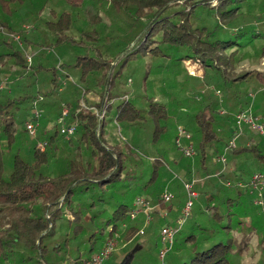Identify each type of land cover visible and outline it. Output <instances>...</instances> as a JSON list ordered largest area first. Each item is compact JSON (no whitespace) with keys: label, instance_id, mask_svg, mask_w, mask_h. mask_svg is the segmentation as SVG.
<instances>
[{"label":"trees","instance_id":"obj_1","mask_svg":"<svg viewBox=\"0 0 264 264\" xmlns=\"http://www.w3.org/2000/svg\"><path fill=\"white\" fill-rule=\"evenodd\" d=\"M62 4L69 5L73 13L62 12L55 21V8ZM245 8L249 12H244ZM248 16L264 20V0H0V83L2 75L9 78L8 86L0 92V264H89L105 244L120 234L138 197H151L154 204L167 209L168 218L159 212L154 216L160 215L164 225H173L187 198L185 202L166 203L162 200L164 189L159 191V186L167 187L175 176L182 178L178 179L182 187L183 181L202 177L198 199L209 204L205 209L201 205L195 222L202 232L183 239L163 260L159 250L161 264H240L241 252L250 250V236L256 230L259 262L264 264V205L257 204L259 193L253 187L243 189L236 185H250L254 174H264V135L244 126L237 147L232 149L235 119L221 115L220 103L212 90V94L201 99L199 112L177 125L192 134L198 155L189 159L182 154L179 161L171 164L165 160V151L158 147L171 126L166 104L146 96L143 99L149 110L144 116L131 99L126 100L131 90L126 89L128 79H122L129 60L135 56H150L164 62L191 61L201 69L203 81L208 68L212 69L213 83L205 88L211 86L215 93L219 88L230 96L231 114L237 110L249 112L254 103L244 105L238 88L254 79L264 84V72H238L245 58L240 57L238 47L248 35L258 36L257 27L249 29L250 25L234 40H225L229 29ZM18 17L23 22L15 23ZM31 26L35 28L32 31ZM70 31L76 36L70 35ZM51 41L68 46L78 44L86 54L65 63L54 58L56 64H52L48 58L53 48ZM38 46L40 51L29 63V54ZM80 68L85 83L81 88L83 105L69 102L68 98L60 102L56 95L61 94L63 82L67 84L70 73ZM60 70L64 71L61 79ZM25 79L26 86L18 85L24 91L11 96L12 83ZM200 91L194 93L202 97ZM91 92L98 95V103H90L87 96ZM40 97L44 98V114L38 136L33 139L27 133L26 123L32 102ZM48 97L53 101H46ZM64 109L69 110L64 123H77L70 140L60 132ZM111 111L118 124L133 131L134 143L108 140L104 125ZM97 113L104 114L102 121ZM261 114L263 119L264 110ZM52 116L58 122L50 126L56 118L49 119ZM219 125L226 126V133L217 131ZM140 130L146 137L144 147L135 136ZM24 141L32 145L31 152H26ZM38 141L46 142L45 151L37 147ZM4 147L12 155L8 162ZM216 155L228 157L233 169L227 170L225 163L215 159ZM228 180L234 184L229 189L222 185ZM133 186L137 189L128 202ZM216 189L222 195L211 204L217 197ZM262 189L264 197V186ZM233 202L243 206L240 212L245 215H238L234 222L229 219V225L218 229L226 209L235 205ZM250 206L257 209L256 220L247 218ZM203 215L211 219V225L203 226ZM194 216L192 211L191 218ZM140 225H129L124 235L128 242L141 235ZM225 229L233 238L212 240L217 238L214 234ZM235 229L242 232L241 239L234 235ZM206 231L213 235H205ZM154 253V248L146 251L151 258ZM256 255L253 253L252 257Z\"/></svg>","mask_w":264,"mask_h":264},{"label":"rangeland","instance_id":"obj_2","mask_svg":"<svg viewBox=\"0 0 264 264\" xmlns=\"http://www.w3.org/2000/svg\"><path fill=\"white\" fill-rule=\"evenodd\" d=\"M248 8L244 9V12H249L247 10ZM56 14L55 16L52 17L53 20L57 21L58 17L62 12H72V9L70 8L69 5L62 4L59 5L58 8H55ZM44 12L43 14H45ZM48 16V13L46 17ZM54 17L56 19H54ZM248 18V19H247ZM239 20L236 25H234L232 28L229 29L230 33L229 35L225 38V40H234L235 37H237L239 34L243 32L244 29H248L250 25H252L249 29H252L253 27L256 28V33L258 32L257 37H253L251 35H248L249 37L244 39L243 43H241V47L239 46V50L241 51V56H244V61L243 63L238 67V72L246 71H258V72H264V57H261V49L264 48V20L262 21L257 20L256 18H249V16ZM247 19V20H246ZM23 22L21 20V17L16 18L15 23H21ZM27 26V24H25ZM24 26V27H25ZM34 27H30V30H34ZM3 32V31H1ZM5 33V32H4ZM68 34V33H67ZM72 36H76V33H72L70 31L69 33ZM219 35H223L221 31L218 33ZM74 38V37H72ZM77 41L79 38H74ZM43 40L39 41V43H43ZM252 42V43H251ZM51 44L53 45L51 53L48 55V58L52 61V64H56V61L54 58L61 59L62 62H68L69 60L73 59L77 60V58L84 54H86V51L84 48H81L80 45L78 44H73L72 46H68L66 44H57L54 41H51ZM40 47L38 48L35 47L34 51H32L29 56H35L37 51H40ZM91 56L90 52L88 54ZM33 60V58H32ZM33 62V61H32ZM14 72L15 69H12ZM61 71V72H60ZM59 72V78L61 79L62 76L64 75V71L60 70ZM81 71L82 69H78L77 71H72L70 74H72L71 78L67 81V84L63 82V87L60 89V95H56V98H58L61 102L62 98H68L69 102H73L74 104L76 102H80L81 105H83V96L81 92V88L84 87L85 83L82 82L81 80ZM194 72V75L192 74ZM207 77L206 80L202 77V71L201 69L193 64L191 61L187 62H182L181 61H176V59L172 60H166L164 61H157L156 59H150V56L147 57H141V56H135L132 57L129 60L128 66L126 70L124 71L122 79H128V85L126 87L127 90H131V96L129 98L127 97L126 100L131 99L141 110L144 112V116L148 112V107L145 98L146 96H154L158 102L166 104L168 108V113H169V122L171 123L169 130L167 132V136L164 137L161 142L159 143V146L162 151L164 150L166 154H163L165 156V160L171 164H175V161L180 160V156H182V153L177 149L175 145V139L174 142H171V139L174 138L177 134V125L178 123H182V120L188 116H195L199 112V103L201 99L204 97V95L213 94L215 95V99L220 103V113L221 115H231L232 118L234 117L235 119V128H236V116L241 113L239 112L240 110H237L240 108V106H237V109L234 108V110H237L235 113L231 114V104H230V96H226L222 91L217 89V91L220 92V96H218L215 91L216 89H212L210 86L209 88H205L207 85H211L213 83V71L212 69L208 68L207 70ZM148 74V77H146ZM8 75H2L1 80L4 79ZM12 80V79H11ZM13 82V81H12ZM28 80L25 79L23 81H18L15 83H12V89L9 91L11 96H18L24 91V87L19 89L18 85L21 84L22 86H26L28 83ZM50 83V80H49ZM204 88V89H203ZM66 89V90H65ZM202 89V90H201ZM201 90V91H200ZM240 91V96L243 100V104L245 105L246 102H252L254 103L253 105V110L249 111L251 114L255 117L256 114L259 116L257 118L260 119L261 123H264V118L262 119V110H264V84L262 82H256V80H252L248 83H243L242 87L238 88ZM194 91H200L202 93L201 95H197V93H194ZM199 94V93H198ZM87 98L89 99L90 103H98L99 102V97L97 94L94 92H91L88 94ZM48 102H52L53 99L51 97H48L46 99ZM227 103V104H226ZM48 104V103H47ZM45 104V105H47ZM63 107V103H62ZM224 112V113H223ZM245 112V111H244ZM56 117V116H55ZM54 116L49 119H54ZM228 118L231 119L230 116ZM48 119V120H49ZM58 122V118L56 117L55 120L50 122V126L54 125L55 123ZM229 123L226 121V124ZM225 124V125H226ZM221 126L219 125L216 127L217 131L219 132H225L226 133V126ZM104 129L106 134L109 136L108 140L115 138L122 143H126L129 141H132L134 143V133L131 131L130 128H126L122 125V123L119 122V124L115 121L114 118V112H109L108 116L105 121ZM122 126V127H121ZM233 134H234V127L232 128ZM232 134V138H233ZM29 135V134H28ZM231 135V133H230ZM30 136V135H29ZM136 138L137 141L140 145L143 147L146 146L147 144L144 142L145 136L143 134V131L140 130L139 133H136ZM138 136V137H137ZM31 137V136H30ZM264 137V136H262ZM231 138V139H232ZM28 139L32 141L29 137ZM170 140V141H169ZM25 144L23 143V147L26 148V152H31L32 150V145H28L26 141H24ZM33 143V141H32ZM5 144V141L4 143ZM264 145V143H263ZM159 148V149H160ZM163 151V152H164ZM4 152L6 155V160L7 162L12 159L11 153L4 147ZM219 154V153H218ZM222 155H216L215 159H218ZM225 156V155H224ZM226 157V156H225ZM227 161L225 162V168L229 171L233 169V166L231 162L228 161V157H226ZM142 160H147V158H142ZM148 159L147 161H149ZM151 161V160H150ZM196 161V160H195ZM151 164V163H150ZM212 164V162L209 163V165ZM7 171L9 172L11 169L10 167L6 168ZM136 175H133L135 177ZM173 176V175H172ZM230 178V176H228ZM179 178H171L169 181L167 187L164 188V184L159 186V191L163 192L165 189H169L173 195L175 196L174 201L175 202H185L187 198V193L185 191V187L183 188L181 185L182 183L178 180ZM195 187L194 189L196 192L199 193L198 187H200V183L203 181L202 177H195ZM228 182L222 183L224 188H228ZM128 184V183H127ZM232 184V183H231ZM227 186V187H226ZM132 191L129 192L128 195V202H131L135 190L137 187L133 186ZM223 191V190H222ZM118 193V192H116ZM214 194L217 196L215 199L211 202V204H215V200L219 197V195H222L221 191L216 189L214 190ZM115 199L118 198V195H115ZM149 201L152 204V198L148 197ZM227 200V199H226ZM209 202L204 203L200 199H197L195 202V207L193 210V213L195 216L193 218H190L186 224L182 227L180 232L176 236V242L177 244L173 248V252L175 251L178 243H182L183 239H186L192 234H195L198 236L202 231L199 229L198 226L195 225V222L197 220V216L201 214V205L205 209ZM218 204V203H217ZM235 204L233 207H228L226 211L224 212V221L220 223V226L218 229H220L221 226H227L231 222L235 221V218L240 215V217L245 215L244 213L240 212L243 210V206ZM133 205V204H132ZM229 206V205H227ZM225 208H222V211H224ZM249 212V216L247 217L248 220H256V213L257 209L254 207L248 208L247 210ZM210 213V211H209ZM181 214V212H180ZM211 214V213H210ZM256 214V215H255ZM153 215V214H152ZM226 215H230L228 218ZM259 216L263 217L261 212L258 213ZM160 216V215H159ZM159 216H152L154 218L153 222L150 225L146 224V216L143 214H140L137 218L133 219L130 217L129 221H126L120 228V234L117 235L115 239V248L113 254L110 256L108 260H106L102 264L109 263L110 264H161L162 261L158 259L157 253L159 250H161L162 242L160 238V231L163 227L164 220L159 217ZM180 216V215H179ZM179 216L176 215V219L173 220L172 224L176 225V222L179 218ZM208 216V215H207ZM174 218V217H172ZM171 219V216H170ZM200 222L204 225H211L212 221L206 216H201L200 217ZM230 219V220H229ZM240 221V220H239ZM136 223L137 225H140L142 223L141 228L145 230L143 234L137 236L132 241H127L124 238V235L129 228V225L131 223ZM238 222V220H237ZM144 223V224H143ZM178 224V223H177ZM160 227V229H159ZM202 227V226H201ZM208 227V226H207ZM214 225L209 228L210 231ZM111 228H109L110 230ZM258 230H256L252 235L249 236L251 237L250 241V250H243L241 252V257H240V264H260L259 259H260V248H259V238L257 235ZM209 232V231H208ZM203 232L205 235H213V233H208ZM229 230L225 229L220 232V234H214L213 236H217V238H213L212 240H226L227 238H233V236L228 233ZM234 235L238 238H242V232L235 229L234 230ZM179 241V242H178ZM216 243V242H214ZM213 243V244H214ZM107 244H105L106 246ZM184 245H186L184 243ZM104 246V247H105ZM151 248H154V256L151 258V255H147L146 251ZM183 248V247H182ZM104 249V248H103ZM102 249V250H103ZM171 251V252H172ZM102 252V251H101ZM100 252V253H101ZM99 253V254H100ZM160 253V252H159ZM255 253L256 257H252V254ZM99 254H96L95 256H98ZM151 254H153L151 252ZM170 254V253H169ZM156 255V259H154ZM116 257V259H113V257Z\"/></svg>","mask_w":264,"mask_h":264},{"label":"built area","instance_id":"obj_3","mask_svg":"<svg viewBox=\"0 0 264 264\" xmlns=\"http://www.w3.org/2000/svg\"><path fill=\"white\" fill-rule=\"evenodd\" d=\"M28 61L31 63L32 57L28 56ZM197 66V65H196ZM194 75V72L192 73ZM9 78L5 77L2 82L0 83V92H2L7 86H8ZM216 94L220 96V92L217 91ZM44 101L43 97H40L39 99H36L32 102V108H31V114L30 118L28 119L26 123V129L27 133L31 136V138L36 139L39 133V126H40V119L42 118L44 114V109L41 108V103ZM224 113V112H223ZM69 114L68 109H64L63 116L60 119L59 123H64L65 117ZM97 116L99 117L100 121L104 119V114L97 113ZM76 125L77 123L75 121L66 124V122L61 127V135L66 139L70 140L76 133ZM244 126L249 127L254 133L259 135H264V123L260 122L259 118L254 117L251 112H241L236 116V128L234 130L233 138L230 141V147L232 149L237 147V143L239 138L243 135ZM193 136L190 132H188L183 127H178L177 129V135L175 138V145L177 149L186 157L189 159H194L198 152L192 143ZM37 147L41 151L46 150V142L44 141H38ZM219 162L225 163L226 157L221 156L218 160ZM175 178H179L182 180L181 177L175 176ZM185 190L187 191L188 197L186 200V203L181 211V216L178 218L176 225H164L161 229L160 238L162 242V249L160 250V259L163 260L167 254H169L175 245L176 236L182 229V227L186 224V222L191 218L192 211L195 206L196 200L199 198V193L194 190L195 186V180L192 182H184ZM228 187L234 186V184H231L229 182ZM237 186L241 188H247V187H253L256 192L259 193V199H257V204L264 205V197L262 195V186H264V174L262 173H256L253 175L250 185H245L243 183L236 184ZM252 194V193H251ZM162 200L166 203H171L174 200V195L169 189H165V191L162 194ZM155 212H159V214L163 218L169 217V212L167 209H163L160 204H152L150 203L149 199L138 197L136 198L133 209L130 214V216L135 219L140 214H143L146 216V224L150 225L154 218ZM153 214V215H152ZM178 223V224H177ZM145 230H141V234H143ZM115 239L110 240L107 245L104 247L102 252L95 256L94 259L89 264H102L106 260L110 258V256L114 252L115 248Z\"/></svg>","mask_w":264,"mask_h":264},{"label":"crops","instance_id":"obj_4","mask_svg":"<svg viewBox=\"0 0 264 264\" xmlns=\"http://www.w3.org/2000/svg\"><path fill=\"white\" fill-rule=\"evenodd\" d=\"M172 220V219H171Z\"/></svg>","mask_w":264,"mask_h":264}]
</instances>
